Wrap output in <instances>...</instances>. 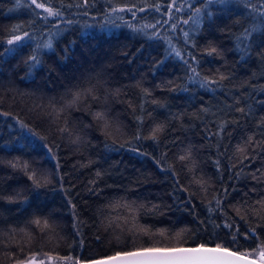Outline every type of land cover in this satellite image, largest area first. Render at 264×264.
Masks as SVG:
<instances>
[{
  "label": "trees",
  "instance_id": "1",
  "mask_svg": "<svg viewBox=\"0 0 264 264\" xmlns=\"http://www.w3.org/2000/svg\"><path fill=\"white\" fill-rule=\"evenodd\" d=\"M38 2L60 10L62 18L45 22L37 13L46 14L29 0H0V264H14L33 253L73 264L178 244H220L253 252L259 241L241 234L255 228L264 240V211L258 216L250 207L259 209L256 201L264 197L262 0L213 6V18H206L198 33L191 22L168 31L134 30L164 19L172 0H87L86 7L76 6L84 0ZM188 4L201 6L200 0ZM245 4L258 11L249 12ZM112 7L126 10L110 17ZM189 11L186 6L183 20ZM13 28L18 30L14 33ZM253 28L257 32L251 36V55L241 60L236 37ZM25 32L29 37L7 43ZM57 32L60 35L53 36ZM154 33L159 38H149ZM49 39L54 51L37 49ZM210 47L219 54L209 56ZM9 48L14 51H5ZM33 55L40 60L37 68L30 67ZM192 56L201 77L228 78L220 86L211 85L215 91L191 83L184 60L195 63ZM90 84L96 85L100 98L70 109L73 135L61 134L49 116L52 107ZM96 112L105 113L108 130L95 119ZM221 124L226 127L217 135ZM156 125H163L164 131L153 141L149 137ZM76 134L82 137L78 144L72 143ZM250 136L254 139L247 144ZM189 148L191 160L180 161ZM192 161L195 175L207 182V192L192 182ZM25 163L29 174L34 170L49 182L35 187L23 171ZM214 197L221 199L219 207ZM118 202L157 205L160 211H141L133 229L123 219L128 212L114 207ZM36 218L47 219L51 227L42 231L32 223ZM161 230L165 236L156 234ZM177 233L184 238L175 239ZM233 234L239 243H233Z\"/></svg>",
  "mask_w": 264,
  "mask_h": 264
},
{
  "label": "snow or ice",
  "instance_id": "2",
  "mask_svg": "<svg viewBox=\"0 0 264 264\" xmlns=\"http://www.w3.org/2000/svg\"><path fill=\"white\" fill-rule=\"evenodd\" d=\"M111 2V0H109ZM31 3L35 5L36 9H41L44 13H47V15H41L40 13H37V16H39L40 19L44 20L45 22L49 21L50 19H58L62 18L63 13L58 10L54 9L51 6H45V3L38 2V0H31ZM185 3H187V0H185ZM236 3V0H200L201 6H193V4H187V7L190 9L188 16L186 19L183 20L184 24H189V22L194 25V31L199 32L205 22V19L207 18L209 21L213 18V6H228L230 4ZM87 5V0H84L83 5H76L77 7L85 6ZM69 7H72L71 3L68 5ZM172 6L175 7L176 11H181L184 8V5L177 6L176 0H172ZM244 8L248 10L249 12H257V8L255 6L249 8V4H245ZM261 8H264V0H262ZM126 9L123 7H112L111 11L108 13V15L111 17L113 13L116 12H124ZM143 11V9H140ZM158 10V9H157ZM127 11H132V9H127ZM87 15V12L84 13ZM242 14V13H241ZM135 15V13H133ZM259 15L262 18V23L260 26L259 31L262 35H264V11H260ZM117 19H123V17H116ZM67 24H72L73 22L71 20L65 21ZM159 23V21H157ZM57 28H59V24L55 25ZM131 27V25H129ZM156 24L151 25H144L142 29H134L135 31H143L144 29L149 28H155ZM175 24L172 25L173 30H175ZM18 30V28H13L12 31L15 33ZM257 32L256 28H253L251 30L245 29L243 33H241L239 36L236 37L235 41V47L237 52L240 54L241 60H246L247 57L251 55V36L254 35ZM146 36L149 35L147 32L144 33ZM60 35V32L53 33V36L58 37ZM184 36L186 39V42L190 41L189 32L185 31ZM25 37H29V34L25 32L23 36L21 35H14L12 38L7 40V43L9 45H15L16 42L24 40ZM149 38H159V33H154ZM193 45H194V41ZM171 46V42H168ZM45 49L47 51H54V43L52 39L47 40L42 45H37V49ZM7 52H12L14 49H5ZM175 51V55L177 57L181 56V53L179 51ZM206 52L209 56L213 55L214 53L219 54V51L216 47H210L206 49ZM192 61L195 63H190L187 60H184V63L187 65L188 69L191 71L192 75L189 77V81L191 83H198L199 87L208 91H215L211 87V85H217L220 86L221 82L228 77L224 74H220L218 79H213L210 77H201V74L199 71H197L198 61L195 56H192ZM30 67L31 68H37L40 65V60L38 58V55H33L30 57ZM147 95V92L145 93ZM100 97L97 95V88L96 85L90 84L87 87H78L75 90L72 91L71 96L62 98L64 102L60 104L58 107L53 106L52 111L49 113V116L52 118L54 123H57L58 128L57 130L63 134L67 133L70 137L73 135V127L70 126L69 123V117H70V109L79 110V104L83 103L84 101L91 99L93 101L98 100ZM155 103V101H153ZM141 110L143 111V106H141ZM239 112L243 113L244 109H238ZM150 115V114H149ZM94 117L96 120L102 122V128L104 130H108L110 128V124L106 118V115L104 112H96L94 114ZM140 120V123H143V118L138 117ZM63 121L60 123V121ZM264 124V121L261 122ZM21 127H26L25 125L21 124ZM226 127V124H221L219 126V130L216 133L219 135L221 132L224 131V128ZM164 131L163 125H156L150 134V139L153 141L158 140L157 133H161ZM106 134L111 136L110 131H106ZM136 139H141L139 135H137ZM253 137H248V140L246 141L247 144H251L253 141ZM82 140V137L79 134L75 135V139L72 140V143L78 144ZM51 151V149H49ZM237 151L245 152L246 149L242 147H238ZM192 158V152L191 148H189L184 155H180L178 159L180 161L185 160H191ZM247 155L243 157V159H247ZM243 162V160H241ZM10 166L15 169L17 168V163L15 162H9ZM188 167L187 165H185ZM59 167V165H57ZM195 167L196 163L195 161H192V167L189 168V171L193 172L192 182L200 185L201 189L205 192H207V188L205 187V184L207 183L204 181L201 177H198L195 175ZM217 167H219V161H217ZM23 171L25 174H28L29 180H32L33 185L37 188L42 187L44 184H47L49 182L48 178L46 176H43V174L38 175L34 170L31 171L29 174V166L27 163L23 165ZM101 173L97 172V176H100ZM239 175V174H237ZM43 181V183H42ZM227 189H225V193H227ZM245 195H248L245 193ZM4 197L0 195V199H3ZM216 199V206L219 207L222 204L221 199ZM13 198H9V202H12ZM244 204H247V201L243 202ZM256 203L260 206L259 209H256L254 206L252 207V211L256 215H260V212L264 211V197H261L259 200L256 201ZM115 208H123L128 212V216L124 217L125 223H131L132 228L135 229L138 224V215L143 211L145 214L147 213H153L156 214L160 211L159 207L157 205H151L146 206L144 204L135 205V202L133 203H117L114 205ZM243 207V204L238 206L236 208V211L239 213L240 208ZM213 210L209 208V212H212ZM244 218L243 216L241 217ZM261 219H264V216L260 217ZM35 225L38 227H41V230L49 229L51 226L47 219L41 221V219L36 218L32 221ZM225 227H231L228 224H225ZM16 229H11V232H15ZM20 231H25L24 229H20ZM140 231L143 232L144 235H149L150 231L147 228H141ZM239 230L237 229V232ZM160 236H165V232L161 230L159 233H156ZM25 235L29 236V239H31V236L28 232H25ZM245 240L248 239H254L256 241H259L258 247L254 249L253 252H239L238 250H230L229 247H224L220 244H216L213 247H206L205 245L201 244L197 247H184L183 244H178L177 246L173 247H148V248H142L135 251H129L120 253L118 252L115 256L108 257L107 259L102 260H96L93 261L92 264H257L256 259H250L249 257L258 256L259 258V264H264V240H261L260 234L256 232L255 228H249L245 233L241 234ZM178 241L182 240L184 237L182 233H177L174 237ZM232 241L233 243H239V240L237 238V235H232ZM20 251L22 252L23 249L21 248ZM9 258H12V254H8ZM45 256H47V264H51L53 260H59L64 259L61 257H53L51 255H48L47 253H44ZM38 254L33 253L31 255L25 256L24 258H17L15 259L14 264H46V261L43 258L37 259ZM68 260H71V257L67 258ZM76 264H79V261L76 262Z\"/></svg>",
  "mask_w": 264,
  "mask_h": 264
},
{
  "label": "rangeland",
  "instance_id": "3",
  "mask_svg": "<svg viewBox=\"0 0 264 264\" xmlns=\"http://www.w3.org/2000/svg\"><path fill=\"white\" fill-rule=\"evenodd\" d=\"M193 1H196V0H187V3H185V0H176L177 6L182 5V4L184 5L183 10H181V11H176L175 7L172 6V3L169 4L165 8L166 12H165L164 19L160 20L159 23H157V22L154 23V24H156L155 29L157 30V32L162 30V29H164L166 31L173 30V28H172L173 24H175L176 27L179 26L180 24H182L183 23V19H182L183 11L185 10L188 2H193ZM29 2L31 3V0H29ZM33 6L35 7V5H33ZM38 10L42 11L41 9H38ZM45 14L47 15V13H45ZM50 158H52L51 155H50ZM254 257L258 258V256H254ZM40 258L46 259L47 257H40V256L37 257V259H40ZM56 262L60 263L57 260H56Z\"/></svg>",
  "mask_w": 264,
  "mask_h": 264
},
{
  "label": "water",
  "instance_id": "4",
  "mask_svg": "<svg viewBox=\"0 0 264 264\" xmlns=\"http://www.w3.org/2000/svg\"><path fill=\"white\" fill-rule=\"evenodd\" d=\"M194 247H197V246H194ZM206 247H213V246H206ZM113 256H115V255H113ZM110 257H111V256H110ZM107 258H108V257L100 258V259H94V260L85 261V262H80V261H79V264H92L93 261H96V260H102V259H107ZM249 258H250V259H256L257 264H259V259H258V258H256V257H249ZM44 260L46 261V264H47V258L44 259ZM76 262H77V261H76ZM76 262L73 263V264H76ZM51 264H65V263H57L56 260H53V261L51 262ZM241 264H243V262H241Z\"/></svg>",
  "mask_w": 264,
  "mask_h": 264
},
{
  "label": "bare ground",
  "instance_id": "5",
  "mask_svg": "<svg viewBox=\"0 0 264 264\" xmlns=\"http://www.w3.org/2000/svg\"><path fill=\"white\" fill-rule=\"evenodd\" d=\"M254 257V256H253Z\"/></svg>",
  "mask_w": 264,
  "mask_h": 264
}]
</instances>
